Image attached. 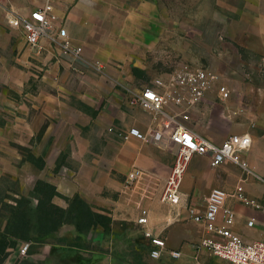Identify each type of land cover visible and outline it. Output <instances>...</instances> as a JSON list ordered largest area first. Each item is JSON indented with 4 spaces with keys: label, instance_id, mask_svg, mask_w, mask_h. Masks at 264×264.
<instances>
[{
    "label": "crops",
    "instance_id": "obj_1",
    "mask_svg": "<svg viewBox=\"0 0 264 264\" xmlns=\"http://www.w3.org/2000/svg\"><path fill=\"white\" fill-rule=\"evenodd\" d=\"M5 1H7L5 5L8 7L11 5L12 11L21 15H28L37 8V5H41V0L38 3L37 0ZM143 1L54 0V11L59 18V25L68 31L74 45L83 48L82 55L79 58L63 57L59 48L46 38L41 40L42 50L29 49L14 54L18 66L13 72L17 76L13 80L12 88L23 91L25 84L31 79V70L41 75L37 95L32 96L34 99L32 104L18 105V116L12 117L11 124L7 123L4 130H0V177L9 175L18 182L22 194L32 193L36 183L43 181L55 186L65 199L79 195L91 205L94 202L88 195L122 190L117 176L126 174L135 166L153 171L154 175L162 180L161 184L166 183L175 161L176 147L173 144L166 141L163 144L164 148L154 146L161 151L155 156L156 160L148 164L138 145L141 141L130 138L125 143L117 145L114 134L107 133V128L116 124L126 131L137 128L144 132L143 128L147 126L162 128L163 117L153 119L152 115L143 112L135 102L136 97L146 86L132 89L126 81L117 76H107L100 68L106 67L110 59L117 58L123 51L118 46H110L109 41L103 40L100 36L102 27L109 20L108 12L125 8L123 5L128 3H136L134 9L139 12L147 9ZM238 1L243 2L244 6H228V8L242 17V20L252 17L253 22L251 27L242 25L245 24L242 23L243 21L234 22L236 28L233 35L251 33L264 44V0ZM21 44V47L26 45L23 37ZM111 72L112 69L108 71ZM248 118L255 120L257 127L260 128V134L257 135L256 131L249 133L253 137V144L243 158L258 177L264 178V117ZM192 128L200 136L217 144L224 141L227 131L221 130L215 137L212 133L196 131L193 126ZM103 139L107 142V146ZM22 149H27L36 158H42L44 168L38 169L28 161L26 152ZM167 150L173 152L171 158L166 156ZM204 160L209 164V161L203 157H197L189 164L181 188L182 202L179 206L202 205L197 192L204 194L213 189V181H206L210 176V170L205 167ZM227 166L236 167L232 164L222 167ZM199 186L202 187L200 191ZM223 186L231 194L241 185L231 181ZM241 187L249 198L264 203V182L257 178L246 181ZM65 199L56 197L54 203L67 208L68 203ZM227 204L238 214L233 227L236 234L246 241H258L264 238V213L246 207L234 198L229 199ZM97 205L102 208L94 207L97 210H112L105 200H99ZM148 205L155 225H151L149 221L145 230L154 236L162 237L166 241L168 251L181 253L178 260L168 254L158 260H169L173 264H229L212 257L205 251H198L196 249L199 244H197L198 237L188 227H180L179 231H176L174 227L157 225L165 224L168 217L164 214L157 216L156 201ZM148 212L151 219L150 211ZM252 218L256 219V224L249 227L247 222ZM116 220L114 218L113 223ZM193 224L202 229L204 236V229ZM76 235L78 234L73 226L62 227L57 233L44 239L45 243H42L38 253L33 255V260H43L46 264H76L72 261L66 262L65 256L70 253L81 254L84 250L58 244L60 239ZM143 238L150 258V241L144 236ZM51 239L55 241L52 242ZM20 246L21 244L19 248ZM19 248L10 250V256L4 264L18 262Z\"/></svg>",
    "mask_w": 264,
    "mask_h": 264
},
{
    "label": "rangeland",
    "instance_id": "obj_2",
    "mask_svg": "<svg viewBox=\"0 0 264 264\" xmlns=\"http://www.w3.org/2000/svg\"><path fill=\"white\" fill-rule=\"evenodd\" d=\"M5 2L7 1L4 0V3L0 4V130H4L7 123L11 124L12 117L18 116V105L32 104V96L37 95L41 78L38 72L31 70V79L25 84L23 91L12 88L13 80L17 76L13 72L18 66L14 54L30 48L26 45L21 47V34L7 25ZM38 2L40 0H37ZM143 4L147 9L139 12L134 9L136 3H128L123 5L125 8L108 12L109 20L102 27L100 36L103 40H108L110 46H118L123 51L117 58L110 59L106 67H100L101 72H105L107 76L121 78L133 89L150 86L155 79L166 77L185 66L208 70L219 77L221 83L230 89L232 96L230 101L222 102L214 89L200 104L189 107L190 125L196 131H206L215 137L221 130H227L224 140L234 134H251L253 131L259 135L260 128L255 120L248 117H264V44L251 33L233 35L236 28L234 22L243 21L245 24L242 25L251 27L253 19L248 17L242 20V17L228 8L243 7L244 3L238 0H144ZM8 8L11 9V5ZM111 69L113 72L108 73ZM169 107L166 109L169 110ZM110 128L115 129L116 133L127 132L116 124L107 128L110 135ZM154 129L148 126L143 128L144 132ZM114 137L117 145L125 143V140L116 134ZM103 141L107 146L105 139ZM138 145L148 164L155 161V156L160 154L161 150H157L152 144L141 141ZM166 152L168 158L173 156V152ZM204 161L205 167L210 170L206 181H213V189H225L223 185L231 181L242 186L246 181L257 179L253 171L248 174L237 166L212 169L208 162ZM135 170L140 172L139 178L130 183L128 177ZM117 179L122 190L88 195L94 202L91 203L93 207L102 209L97 202L105 200L112 209L106 211L113 219H117L114 223V233L105 236L103 230L98 228L88 238H83L89 244L90 250L82 251L81 254L70 253L65 256L66 262L173 264L169 260L149 258L143 241L145 228L137 224L140 211L146 209L151 214L150 224L155 225L148 205L153 201L158 204L155 208L157 216L164 214L168 217L165 224L157 225L174 227L176 231H179L180 227H188L198 237L197 244L201 242L202 229L191 221L188 207H171L161 202L165 183L161 184L162 180L154 175L153 171L135 166L126 174L118 175ZM241 186L238 188H242ZM201 189L199 186V191ZM210 192L211 190L204 194L197 192L200 204L204 203V198ZM30 194H22L18 182L9 175L0 177V230L10 217V207L14 200L23 196L29 197ZM32 201L36 203L35 198H32ZM184 210L185 212H182ZM42 243H45V240L35 239L27 254L16 264H46L43 260H33V255L38 253Z\"/></svg>",
    "mask_w": 264,
    "mask_h": 264
},
{
    "label": "built area",
    "instance_id": "obj_3",
    "mask_svg": "<svg viewBox=\"0 0 264 264\" xmlns=\"http://www.w3.org/2000/svg\"><path fill=\"white\" fill-rule=\"evenodd\" d=\"M3 3L4 0H0V4ZM4 9L7 12V25L21 33L28 48L42 50L41 40L46 38L59 48L63 57L79 58L82 55L83 48L74 45L68 31L59 25V18L54 11V0H41V5L28 15L18 14L7 6ZM214 89L222 102L230 101V89L221 83L216 74L202 68L182 67L166 77L155 79L136 97L135 102L142 110L150 113L153 119H156L155 115L163 117L161 129L142 132L131 128L121 133H116L113 128L109 129L111 134H116L125 141L135 138L161 148L169 141L176 147L173 168L161 196V202L166 205H181L184 176L191 161L197 157L206 158L212 169L232 164L248 174L252 173L243 158L253 144L250 134H234L217 144L197 134L190 125L189 107L200 104ZM168 106L169 110L166 109ZM139 175L138 170L133 171L128 181L135 182ZM257 178L264 182V178ZM233 198L246 207L264 213V203L247 197L242 188L231 194L223 188L212 189L202 205L190 206L187 209L191 221L201 226L205 233L196 249L229 264H264V238L246 241L233 230L238 214L227 204V201ZM149 221L148 210H141L137 224L145 228ZM255 224V218L247 222L249 227ZM143 236L150 241L151 259L158 260L166 254L176 260L180 258V252L168 251L166 241L162 237L154 236L147 230L143 232ZM30 247V243H21L18 260L27 254Z\"/></svg>",
    "mask_w": 264,
    "mask_h": 264
},
{
    "label": "trees",
    "instance_id": "obj_4",
    "mask_svg": "<svg viewBox=\"0 0 264 264\" xmlns=\"http://www.w3.org/2000/svg\"><path fill=\"white\" fill-rule=\"evenodd\" d=\"M22 150L26 152L28 161L38 169L44 168L42 158L34 157L27 149ZM56 197L65 199L55 186L38 181L29 197L14 200L10 217L0 230V264H4L10 256V250H17L21 243L44 240L66 225L73 226L78 236L60 239L58 244L84 251L90 250V247L83 238H88L98 228L103 230L105 236L114 233L113 218L108 211L95 209L79 195L65 199L68 207L63 208L54 203ZM32 198L36 199L35 204Z\"/></svg>",
    "mask_w": 264,
    "mask_h": 264
}]
</instances>
